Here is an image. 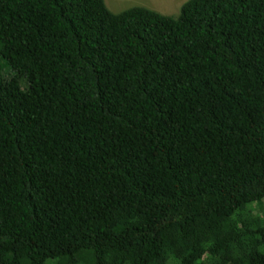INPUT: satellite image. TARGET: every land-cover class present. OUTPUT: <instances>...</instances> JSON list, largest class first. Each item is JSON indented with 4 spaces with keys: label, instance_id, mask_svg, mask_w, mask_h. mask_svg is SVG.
<instances>
[{
    "label": "trees",
    "instance_id": "16d2710c",
    "mask_svg": "<svg viewBox=\"0 0 264 264\" xmlns=\"http://www.w3.org/2000/svg\"><path fill=\"white\" fill-rule=\"evenodd\" d=\"M0 264H264V0H0Z\"/></svg>",
    "mask_w": 264,
    "mask_h": 264
},
{
    "label": "rangeland",
    "instance_id": "374dc122",
    "mask_svg": "<svg viewBox=\"0 0 264 264\" xmlns=\"http://www.w3.org/2000/svg\"><path fill=\"white\" fill-rule=\"evenodd\" d=\"M106 8L117 13L124 9L140 6L162 15L175 17L179 7L186 0H103Z\"/></svg>",
    "mask_w": 264,
    "mask_h": 264
}]
</instances>
